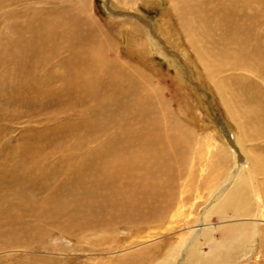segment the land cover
I'll return each mask as SVG.
<instances>
[{"label": "bare ground", "instance_id": "obj_1", "mask_svg": "<svg viewBox=\"0 0 264 264\" xmlns=\"http://www.w3.org/2000/svg\"><path fill=\"white\" fill-rule=\"evenodd\" d=\"M63 1L0 0V25L4 24L6 29L2 37L7 39L6 46L0 48L4 52L0 66L9 64L7 76L0 84L5 85L9 99L18 100L14 102L18 109L27 108L30 113L43 110L48 124L45 127L47 131H40L39 125L35 126L37 130H25L18 144L14 145L16 156L22 162L12 169L21 171H12L9 177L18 189L5 200L0 197V215L4 213L15 222V214L21 210L41 216V209H47L56 215L59 210L68 207L69 202L63 197H56L53 189L47 190L42 198L37 197L39 191L51 188L53 176L66 175L68 180L76 181L73 187L82 183L84 171H102L112 181L117 176L126 178L123 202L142 209L151 217H160V223L130 232L132 242H139L134 245L139 247L137 250L128 255L125 249H120L113 254V258L99 264H251L262 261L264 160L261 152L264 150V125L259 124L256 129L250 130L247 126L253 121L252 117L264 121V95L247 74L253 72L264 77V60H261L260 52L249 51L242 46L225 52L221 45L218 46L219 36L216 41L209 37L201 40L195 36L190 25V20L196 17L194 9L209 7L211 0H170L168 9L174 13L182 29V33L178 29L174 33L178 34L176 44L179 48L189 45L183 51L178 50L195 62L226 109L229 120H220L214 131L219 138L227 141L233 156L232 163L229 160L225 164L222 161L215 163L213 159L202 166L199 160L190 163V171H196V164L199 163L200 171L209 169L214 171L210 173L214 176L204 180L209 195L205 196L206 193L196 189L195 198L189 202L188 197H183L189 189L179 192L175 190L173 176L159 175L162 171L173 173L172 153L181 156L176 152L181 150L184 154L187 151L191 142L185 127L187 121L175 120V116L170 119L169 107H161L157 91L146 87L150 76L142 67L127 60L105 58L103 52L109 48L111 39H99L97 36L88 2L76 12H71L65 8L66 5H62ZM217 1V13L225 16L221 19L222 29L227 25L231 27V24L235 30L240 26H254L247 25L236 1ZM15 3H20L21 9H15ZM164 19L166 26L171 28L170 17ZM142 26L144 29L139 31L144 32L145 37L143 53L148 54L153 49L159 52L158 40L149 28ZM166 26L161 25L160 29L168 32ZM10 27L13 33L9 32ZM134 33L131 30L129 36ZM173 37L168 40L174 43ZM132 40L137 39L133 37ZM231 79H235L236 86H229ZM185 92L179 107L183 111L181 113L189 117L194 114L189 110L194 95ZM247 92L258 96L259 107L253 116L248 115V111L243 112L242 104L238 105L241 95ZM251 98L247 93L246 100ZM70 112L75 113L71 119L73 122L51 125ZM69 143L72 144L70 147ZM85 149L91 159L83 156ZM53 151L66 153L67 158L59 168L48 163L44 157L48 154L50 158ZM196 151L195 158L204 159L207 156L206 153L202 155L201 148ZM38 158H41L40 162ZM217 158L223 159V155ZM68 161L72 164L63 167ZM37 162L39 166L43 165L45 171L41 167L37 171ZM74 163L77 174L73 173L76 171ZM224 166L228 167L227 173L220 177L218 171H223ZM215 180L218 182L214 183ZM120 182L123 183L122 179ZM85 205L91 207L89 203L78 206ZM241 216L244 220L239 219ZM59 236L62 239L56 243L58 249L65 247V253L79 250L76 242L70 243L65 233L59 231ZM155 238L158 241L147 243ZM106 240H109L108 235L97 237L95 243L102 245ZM255 240L257 246L253 247ZM162 250L164 254H161ZM25 253L28 256L30 251ZM245 256L251 257L242 261ZM2 261L3 258L0 259ZM33 261L43 262V259Z\"/></svg>", "mask_w": 264, "mask_h": 264}, {"label": "rangeland", "instance_id": "obj_2", "mask_svg": "<svg viewBox=\"0 0 264 264\" xmlns=\"http://www.w3.org/2000/svg\"><path fill=\"white\" fill-rule=\"evenodd\" d=\"M221 1L228 3L231 0ZM234 1L237 2V8L242 10L240 14L245 19L247 25H254L253 27L240 26L241 28L237 27L235 30L233 24H231V27L227 25L225 29H222L220 27L223 25L221 19L225 16L223 13H217L219 11L216 7L218 1L211 0L209 7L194 9L196 13L194 16L196 17L190 20V25L195 36L201 38V40H204V37L215 40L219 36L221 40L218 42V46L221 45V48L225 52L235 51L236 48L242 46L249 51H252V49L254 52L259 51L262 56L261 60H264V0ZM86 2L89 4L94 30L99 39L108 37L111 39L110 42L108 41L109 48L103 52L105 58L109 60H127L142 67L150 76L149 85L147 84L146 87L149 86V90L153 88L157 91V96L161 102L160 106L166 105L171 111L170 119L176 118L175 120L181 119L182 121H187L185 127H187V135L191 137V142L187 145V151L184 154L181 150L176 152L181 156H176L175 153H172L170 157L173 173L162 171L159 173L160 177L166 174L173 176L175 178L173 182L175 190L177 189L179 192L189 189L186 191L187 194L185 193L186 195L183 196L184 198L188 197L190 199L189 202H192L195 198L193 194L196 193L194 192L196 189L199 192L203 191V193H206L205 196L209 195L206 192L208 189H206L204 180L205 177L214 176L210 174L214 171L205 170L204 167L202 168L204 172L200 171L199 163L196 164L198 167H195L196 171H190V163H195L199 160L200 166H202L203 163H208L211 159L215 163L222 161L225 164L228 160L232 163L233 156L229 150L227 141L219 138L216 135L217 132L214 131L215 127L219 124L218 122L220 120L224 122L228 121L229 116L212 84L197 69L195 62L191 59L189 60L186 54L180 52L187 45H182L179 48L178 44H176L178 41L175 38L178 34L174 35V33L176 29L182 33V29L174 13L168 9L170 0H64L62 5H66L65 8L71 12H76ZM14 8L21 9V4L15 3ZM42 9L43 7H41ZM1 18L2 16L0 15ZM163 18H165L164 20L168 18V22L173 24V26L168 28ZM204 19H207V21H204ZM132 23L136 25H132ZM142 25L149 28L155 39L158 40L160 45L159 52L153 49L148 54L143 53L144 44L142 42L145 37L144 32L139 31V29L143 28ZM161 25H165L168 28V32L164 31L165 29L163 28L160 29ZM3 26L4 24L0 25V48L6 46L7 41L6 37H2L6 33V29ZM12 30L10 27L9 32L13 33ZM131 30L135 33L130 37L129 33ZM171 36H174V43L168 40L171 39ZM133 37L137 40L133 41ZM183 37L186 40L184 33ZM187 51L189 52L190 49L187 48ZM3 54L4 52L0 51V59L1 56L3 57ZM258 58L260 59V56ZM0 64H2L1 60ZM5 65L0 66V81L7 76V66L9 64ZM247 74L250 76L248 79L255 83L264 95L263 75L261 77V75L258 76L253 72ZM234 78L238 77L235 76ZM236 85L235 79H231L229 86L234 87ZM185 90L189 91L191 96L194 95L191 98L192 106H189V110L193 111L196 115L193 114L187 117L186 114L181 113L183 111L179 107V102L182 100V97L186 96ZM253 92H247L252 97L247 100V93L242 94V100L238 104L239 106L242 104L243 108L241 109H245L243 112L248 111V115L250 116L255 115L254 112L257 106L259 107V103L256 101V97L258 96ZM8 97L5 85L0 84V197L4 200L18 189L15 181L9 177L12 171H21L12 169L15 168V165H20L22 162L16 156L15 149H13L14 145L18 144V139L21 134L25 133V130H37L35 126L39 125L40 131H47L45 127L48 125L46 124L47 121L44 118L43 110H39L37 113H30L27 108L20 110L17 104L14 103L18 100L14 99L12 101ZM25 104L23 103V105ZM70 113L58 118L51 125L55 126L64 121L73 122L74 120L71 119L75 113ZM86 117L85 115L84 118ZM254 118L252 117L253 121L251 124H247L249 130L250 128L256 129L259 127V124L264 125V121L260 118L257 120ZM240 124L244 125V123ZM234 126L236 127L235 123ZM204 137L206 140H203ZM58 142H60V139ZM71 145L69 143L68 147ZM262 146L264 147V144ZM87 148H90V146L87 145ZM197 148L203 150L202 155L204 153L207 154L204 159H199L198 157L196 159L194 157L196 156ZM74 153L79 154L78 152ZM82 153L83 156L91 159L86 154V149ZM221 154L223 155V159L217 158ZM261 154L264 160V150ZM44 157L48 163L53 164L57 168H59V165L61 167L62 162L67 158L66 153H60V151L51 152L50 158L48 154H44ZM40 159L36 160L40 162ZM38 162L36 163L38 166L37 171H39L40 167L45 171L43 165L39 166ZM71 164V161L65 162L63 167ZM74 167L76 170L75 163ZM227 168V166H224L223 171H218V174H221L220 177H223L227 173ZM73 173L77 174V170ZM142 173H145V171H142ZM104 174L105 172L102 173V171H84V174L82 173L81 176L82 183L73 186L74 188L72 185H75V180H68L67 176L63 174L53 176L50 181L51 188L39 191L37 197L42 198L41 196L47 194V190L53 189L52 192H54L56 197H60V199L63 197L64 201L69 202L68 207H64L62 211L59 210V213L56 215H52L51 211L49 212L47 209H41L43 212L41 216L37 214H35L37 216H33L34 213L31 211L21 210L22 212L18 211L17 215L15 214L17 219V222H15L8 215L1 213L0 259L3 258V261L0 264H99L98 262H104L109 260V258H113L120 249H125L124 251L128 255L132 251L137 250L139 247L134 245L139 242L137 240H133L132 242L130 232L139 227L156 226L160 223V217H151L149 213H144L142 209H135L124 203L123 201L126 197L124 185L125 182L127 183V179L117 176L112 181L108 178L109 175L105 176ZM137 174L140 175V173ZM121 179L124 184L120 182ZM217 182L216 180L214 181V183ZM72 196H74L73 199L71 198ZM75 199H77L76 202ZM80 203H89L91 207L86 205L80 207L78 206ZM239 219L244 220L242 216ZM59 231L65 233L70 238V243L76 242L79 248L78 251H66L68 254L72 253L75 255H65V251L63 252L65 247L61 249L57 248L56 243L62 239L61 236L58 237ZM104 235H108L109 240L103 242L102 245L96 244L97 237L101 238ZM156 239L147 243H155L158 241ZM93 240L94 242H92ZM255 246H257L256 240L253 244V247ZM28 251H30V256L25 255L27 254L25 252ZM262 253V261L251 264H264V248ZM161 254H164L163 250ZM250 257L245 256L242 261ZM37 258L43 259V262L33 261Z\"/></svg>", "mask_w": 264, "mask_h": 264}]
</instances>
